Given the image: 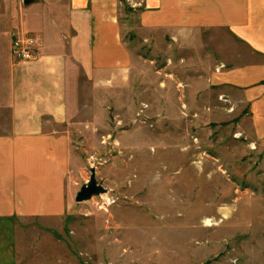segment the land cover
Here are the masks:
<instances>
[{
	"label": "rangeland",
	"instance_id": "obj_1",
	"mask_svg": "<svg viewBox=\"0 0 264 264\" xmlns=\"http://www.w3.org/2000/svg\"><path fill=\"white\" fill-rule=\"evenodd\" d=\"M10 1L8 11L22 5ZM147 46L133 45L144 57L154 51ZM177 61L169 77L147 62L150 76L134 72L118 104L106 94L108 116L93 93V120H79L72 135L73 209L19 221L17 264H264V147L220 87L184 79ZM93 175L105 193L77 203Z\"/></svg>",
	"mask_w": 264,
	"mask_h": 264
},
{
	"label": "crops",
	"instance_id": "obj_2",
	"mask_svg": "<svg viewBox=\"0 0 264 264\" xmlns=\"http://www.w3.org/2000/svg\"><path fill=\"white\" fill-rule=\"evenodd\" d=\"M6 2L12 4L0 0V264H17L19 221L59 220L73 209L78 121L93 120L94 92L102 94L95 107L108 116L106 94L118 104L134 72L150 76L142 73L147 62L169 77L179 58L184 79L220 87L245 133L264 147V0L13 1L18 17ZM25 33L40 39L37 61L13 58L14 39ZM160 49L163 68L156 67Z\"/></svg>",
	"mask_w": 264,
	"mask_h": 264
},
{
	"label": "built area",
	"instance_id": "obj_3",
	"mask_svg": "<svg viewBox=\"0 0 264 264\" xmlns=\"http://www.w3.org/2000/svg\"><path fill=\"white\" fill-rule=\"evenodd\" d=\"M40 39L33 34L22 35L14 39L12 55L16 62H34L39 59ZM233 106V105H232ZM233 113L234 106L230 108Z\"/></svg>",
	"mask_w": 264,
	"mask_h": 264
},
{
	"label": "water",
	"instance_id": "obj_4",
	"mask_svg": "<svg viewBox=\"0 0 264 264\" xmlns=\"http://www.w3.org/2000/svg\"><path fill=\"white\" fill-rule=\"evenodd\" d=\"M105 193V189L98 185L96 176H92L90 182L86 183L76 196V202L81 204L90 201L94 196Z\"/></svg>",
	"mask_w": 264,
	"mask_h": 264
},
{
	"label": "bare ground",
	"instance_id": "obj_5",
	"mask_svg": "<svg viewBox=\"0 0 264 264\" xmlns=\"http://www.w3.org/2000/svg\"><path fill=\"white\" fill-rule=\"evenodd\" d=\"M206 226H207V227H212V223H211V221L208 220V221L206 222Z\"/></svg>",
	"mask_w": 264,
	"mask_h": 264
}]
</instances>
